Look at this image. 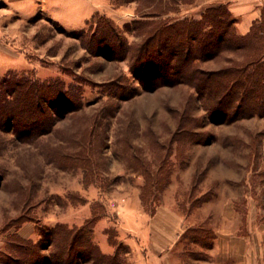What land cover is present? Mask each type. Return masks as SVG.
Listing matches in <instances>:
<instances>
[{"label": "rangeland", "instance_id": "1", "mask_svg": "<svg viewBox=\"0 0 264 264\" xmlns=\"http://www.w3.org/2000/svg\"><path fill=\"white\" fill-rule=\"evenodd\" d=\"M95 1L102 11L81 22L86 9L49 0L64 24L38 0H0V75L28 71L81 92L80 110L56 114L47 135L27 141L0 130V264H24L9 255L20 244L37 252L39 264H94L49 258V235L57 224L77 228L96 214L91 241L111 264H193L206 258L216 229L249 230L252 244L264 247V114L211 116L213 101L192 87L155 86L151 76L142 87L132 65L151 23L199 20L222 6L240 34L235 4L242 1ZM225 58L198 67L214 72L228 66ZM157 211L175 227L166 253L151 251Z\"/></svg>", "mask_w": 264, "mask_h": 264}, {"label": "trees", "instance_id": "2", "mask_svg": "<svg viewBox=\"0 0 264 264\" xmlns=\"http://www.w3.org/2000/svg\"><path fill=\"white\" fill-rule=\"evenodd\" d=\"M106 23L111 29V22ZM233 26L230 13L222 6L205 10L199 20L151 23V34L139 44L132 64L141 86L150 85V76L155 86L187 84L201 98L213 101L210 115L222 120L264 114V10L246 34L236 33ZM223 55L228 66L214 72L198 67V63ZM80 98L79 88L66 87L57 79L40 81L28 71L9 70L0 75V130L12 129L27 141L47 135L57 115L80 110ZM143 171L150 184L143 189L142 196L146 197L151 191V173ZM95 217L99 216L94 215L77 228L54 226L49 235V258L58 262L62 257L70 260L77 256L83 263L111 264L91 241L90 225ZM75 247L78 251L74 253ZM12 249L9 255L14 263H40L29 245ZM46 262L51 264L50 260Z\"/></svg>", "mask_w": 264, "mask_h": 264}, {"label": "crops", "instance_id": "3", "mask_svg": "<svg viewBox=\"0 0 264 264\" xmlns=\"http://www.w3.org/2000/svg\"><path fill=\"white\" fill-rule=\"evenodd\" d=\"M76 1H78V3ZM241 1V4H235V12L238 13L237 15H240L237 22L238 32L244 35L249 31L253 22L260 18V14L264 10V0ZM48 3L49 0H38L40 8H43L41 11L50 12L56 20L65 24L66 20H59L57 18L56 13L58 12H56L55 6L54 8L52 5L48 7ZM74 3L76 7L71 9L73 12H76L78 8L86 9L82 16L83 18H81V22L90 14L102 11V8L99 7L95 0H72V3H69L68 7ZM67 23L71 26L70 21ZM69 25L67 26L69 27ZM172 226L171 220L168 219V217L167 219L164 218L158 211L151 215V238L158 241L155 245L151 246V251L157 248L166 253L167 246L170 249L175 245L176 241H174L172 237L175 227L173 229ZM190 228V226L186 227L182 234L185 232L187 233ZM252 237V233L249 230L240 232L216 229L213 231V238L209 247L205 250L207 254L206 258L193 260L192 262L193 264H264V247L253 245L251 242ZM160 242L162 245L158 244ZM164 247L165 249H163ZM152 254L156 253L152 252ZM157 255L159 256V254ZM163 255L160 257L165 258ZM155 259H157L156 256ZM166 264L173 263L168 262Z\"/></svg>", "mask_w": 264, "mask_h": 264}]
</instances>
